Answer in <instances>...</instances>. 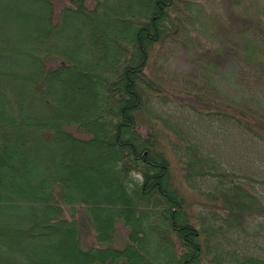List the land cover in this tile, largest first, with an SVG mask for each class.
<instances>
[{
  "label": "trees",
  "instance_id": "trees-1",
  "mask_svg": "<svg viewBox=\"0 0 264 264\" xmlns=\"http://www.w3.org/2000/svg\"><path fill=\"white\" fill-rule=\"evenodd\" d=\"M203 13L200 0H0V264H264L249 251L264 244V94L256 109L184 103L215 138L205 148L147 73L167 35L209 37ZM252 33L239 56L264 71ZM158 127L205 210L171 182Z\"/></svg>",
  "mask_w": 264,
  "mask_h": 264
},
{
  "label": "rangeland",
  "instance_id": "rangeland-1",
  "mask_svg": "<svg viewBox=\"0 0 264 264\" xmlns=\"http://www.w3.org/2000/svg\"><path fill=\"white\" fill-rule=\"evenodd\" d=\"M68 1L61 0V3L68 4ZM235 1L200 0L204 8L202 19L210 30L213 28V31H203L209 37L192 28L184 31L186 36L182 33L183 30L175 31L158 44L148 66L147 73L169 87L168 104L172 112L183 116L185 122L195 124L194 127L199 131L196 140L205 148H209L215 138L208 135L207 126L198 125L197 117H194L189 109H184V103L191 102L206 108L212 103L224 105V100L227 99L240 105L239 99H243L240 100L245 102L242 107L256 109L257 105L250 97L264 94L262 67L247 66L238 51L243 42L242 34L246 37L253 31V36H260L264 40V0H241L240 5H236ZM179 15L183 21L188 19V15L183 12H179ZM57 64L58 61L54 65ZM210 74L213 75V85L207 82ZM154 127L157 128L155 124ZM158 129L159 139L170 161L171 182L185 198L192 213L197 214L205 210L204 198L192 192L184 181L182 166L172 147L174 136L161 127ZM141 130L146 131V127ZM239 144L233 137L227 147L236 160L242 153ZM210 207L219 206L215 203ZM76 215L84 229L81 244L87 249L94 244L95 235L83 208H78ZM250 247L249 251L260 252L259 249H263L264 244L252 240Z\"/></svg>",
  "mask_w": 264,
  "mask_h": 264
}]
</instances>
